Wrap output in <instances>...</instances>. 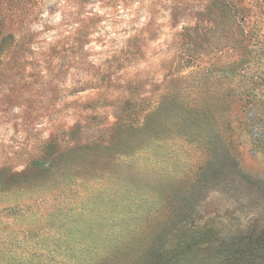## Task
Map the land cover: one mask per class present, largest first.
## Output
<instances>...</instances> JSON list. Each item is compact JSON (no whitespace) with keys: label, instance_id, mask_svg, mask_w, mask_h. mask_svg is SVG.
I'll return each mask as SVG.
<instances>
[{"label":"rangeland","instance_id":"1","mask_svg":"<svg viewBox=\"0 0 264 264\" xmlns=\"http://www.w3.org/2000/svg\"><path fill=\"white\" fill-rule=\"evenodd\" d=\"M250 250L264 0H0V264Z\"/></svg>","mask_w":264,"mask_h":264},{"label":"trees","instance_id":"2","mask_svg":"<svg viewBox=\"0 0 264 264\" xmlns=\"http://www.w3.org/2000/svg\"><path fill=\"white\" fill-rule=\"evenodd\" d=\"M257 250V249H255ZM255 250L246 251L244 253H236L234 258L239 264H264V255L257 256Z\"/></svg>","mask_w":264,"mask_h":264}]
</instances>
